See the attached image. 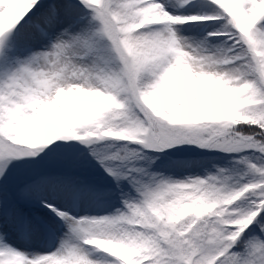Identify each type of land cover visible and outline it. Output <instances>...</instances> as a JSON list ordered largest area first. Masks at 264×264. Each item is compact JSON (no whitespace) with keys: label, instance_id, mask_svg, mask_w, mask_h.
<instances>
[{"label":"snow or ice","instance_id":"obj_1","mask_svg":"<svg viewBox=\"0 0 264 264\" xmlns=\"http://www.w3.org/2000/svg\"><path fill=\"white\" fill-rule=\"evenodd\" d=\"M0 264H264V0H0Z\"/></svg>","mask_w":264,"mask_h":264},{"label":"rangeland","instance_id":"obj_2","mask_svg":"<svg viewBox=\"0 0 264 264\" xmlns=\"http://www.w3.org/2000/svg\"><path fill=\"white\" fill-rule=\"evenodd\" d=\"M40 238L41 237H36L35 239L31 240L30 243H32L35 247H39L40 245L38 242H40ZM20 244H24V241H20Z\"/></svg>","mask_w":264,"mask_h":264}]
</instances>
